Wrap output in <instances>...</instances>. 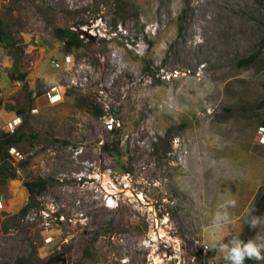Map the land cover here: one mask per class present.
Listing matches in <instances>:
<instances>
[{
	"label": "rangeland",
	"instance_id": "1",
	"mask_svg": "<svg viewBox=\"0 0 264 264\" xmlns=\"http://www.w3.org/2000/svg\"><path fill=\"white\" fill-rule=\"evenodd\" d=\"M0 19V136L21 118L0 164L24 189L0 264H227L220 240L264 236L246 222L264 216V0H0Z\"/></svg>",
	"mask_w": 264,
	"mask_h": 264
},
{
	"label": "trees",
	"instance_id": "2",
	"mask_svg": "<svg viewBox=\"0 0 264 264\" xmlns=\"http://www.w3.org/2000/svg\"><path fill=\"white\" fill-rule=\"evenodd\" d=\"M56 34L60 37V39L64 43L65 48H71V47H77L80 45V38L78 36V33L75 32V30L70 29V28H59L57 30ZM5 32H4V27H3V22L0 19V42L5 40ZM6 48L8 50V54L11 56L13 59V66L14 70L17 69V60L18 56L16 55V52H13V44L11 42H6ZM10 77L19 81H23L25 78V73L24 72H17V75L13 74V71L10 74ZM24 82V81H23ZM264 102V100H263ZM15 111L16 114H22L24 113V109L22 107H13L10 108ZM102 113V110L99 112ZM20 135L18 134L17 130H14L11 133H2L0 136V160H4L5 157L8 155L7 154V149L8 147L16 144L20 140ZM107 149V147H105ZM6 165L5 163L0 164V177H5V178H13L15 177L14 172H6ZM47 183V178H44L42 176H37L35 178L27 179L23 181V186L25 187L28 196H27V201L26 203L20 208L19 214H25L29 209L38 206L39 201H38V196L43 192L45 189ZM262 201H264V193L261 196ZM240 239L247 241L248 239H251L249 235H245L241 237ZM245 264H254V260H247L245 261Z\"/></svg>",
	"mask_w": 264,
	"mask_h": 264
},
{
	"label": "clouds",
	"instance_id": "3",
	"mask_svg": "<svg viewBox=\"0 0 264 264\" xmlns=\"http://www.w3.org/2000/svg\"><path fill=\"white\" fill-rule=\"evenodd\" d=\"M237 201L235 199L224 200L217 206L212 216V227L223 229L232 224L233 218L228 209L235 208ZM255 211V210H254ZM253 212L249 214L246 221L251 229H264V216H256ZM218 251L223 254L227 264H245L247 260L264 261V236L260 235V231L255 238L244 241L239 237H233L227 242L220 240L217 244ZM207 251V249H205Z\"/></svg>",
	"mask_w": 264,
	"mask_h": 264
},
{
	"label": "crops",
	"instance_id": "4",
	"mask_svg": "<svg viewBox=\"0 0 264 264\" xmlns=\"http://www.w3.org/2000/svg\"><path fill=\"white\" fill-rule=\"evenodd\" d=\"M20 192V195H18ZM24 189L19 188L15 181L0 177V198H8V208L17 207L23 198ZM7 208V209H8Z\"/></svg>",
	"mask_w": 264,
	"mask_h": 264
},
{
	"label": "built area",
	"instance_id": "5",
	"mask_svg": "<svg viewBox=\"0 0 264 264\" xmlns=\"http://www.w3.org/2000/svg\"><path fill=\"white\" fill-rule=\"evenodd\" d=\"M63 66L69 67L70 61H64ZM19 123H21V118L15 115L12 119L6 122L7 131H9L10 133L13 132L19 126ZM258 132H259V141L262 144H264V127L261 126ZM11 149L13 148L11 147ZM7 206H8V198H5V199L0 198V209L7 208ZM49 241H51L50 237L46 239V242H49Z\"/></svg>",
	"mask_w": 264,
	"mask_h": 264
},
{
	"label": "water",
	"instance_id": "6",
	"mask_svg": "<svg viewBox=\"0 0 264 264\" xmlns=\"http://www.w3.org/2000/svg\"><path fill=\"white\" fill-rule=\"evenodd\" d=\"M67 258L64 252L51 256L43 261L42 264H66Z\"/></svg>",
	"mask_w": 264,
	"mask_h": 264
}]
</instances>
